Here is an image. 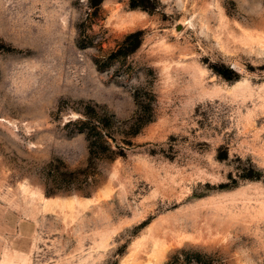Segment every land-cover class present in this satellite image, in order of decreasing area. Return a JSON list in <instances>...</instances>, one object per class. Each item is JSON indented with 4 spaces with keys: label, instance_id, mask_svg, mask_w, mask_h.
Masks as SVG:
<instances>
[{
    "label": "rangeland",
    "instance_id": "1",
    "mask_svg": "<svg viewBox=\"0 0 264 264\" xmlns=\"http://www.w3.org/2000/svg\"><path fill=\"white\" fill-rule=\"evenodd\" d=\"M97 1L0 0V264H264V0Z\"/></svg>",
    "mask_w": 264,
    "mask_h": 264
},
{
    "label": "trees",
    "instance_id": "2",
    "mask_svg": "<svg viewBox=\"0 0 264 264\" xmlns=\"http://www.w3.org/2000/svg\"><path fill=\"white\" fill-rule=\"evenodd\" d=\"M92 2H95V0H92ZM101 0H98L95 4L100 3ZM132 5L136 6L138 3L136 0L133 1ZM130 36H135V42H124L122 44V48L124 49V52H130L135 50L142 41V32L136 31L130 34ZM215 68V67H214ZM220 73H222L224 76L228 78H237L239 76V73L235 71L234 69L230 67H225V69H217ZM112 122L111 116L109 117H97V115H92L89 112H86L84 117H82L80 120H78L76 123L78 124V129L84 131L89 139L90 142V154L99 156V143H103V145L100 147L102 149V156L111 157L112 155H117L118 152H123L124 150L121 148L120 151L114 150L112 147V144L110 143L109 137H112L115 139V135L113 131H110L109 124ZM135 132V131H134ZM129 142V141H126ZM96 148V149H95ZM104 152V153H103ZM97 153V154H96ZM199 261V259H195ZM170 264H178L176 260L170 261Z\"/></svg>",
    "mask_w": 264,
    "mask_h": 264
}]
</instances>
